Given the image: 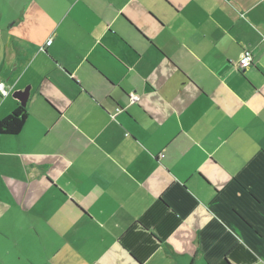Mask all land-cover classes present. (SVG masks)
Instances as JSON below:
<instances>
[{"label": "crops", "instance_id": "obj_1", "mask_svg": "<svg viewBox=\"0 0 264 264\" xmlns=\"http://www.w3.org/2000/svg\"><path fill=\"white\" fill-rule=\"evenodd\" d=\"M0 82V264H264V0H0Z\"/></svg>", "mask_w": 264, "mask_h": 264}, {"label": "trees", "instance_id": "obj_2", "mask_svg": "<svg viewBox=\"0 0 264 264\" xmlns=\"http://www.w3.org/2000/svg\"><path fill=\"white\" fill-rule=\"evenodd\" d=\"M26 107H18L0 121V135H18L27 120Z\"/></svg>", "mask_w": 264, "mask_h": 264}, {"label": "built area", "instance_id": "obj_3", "mask_svg": "<svg viewBox=\"0 0 264 264\" xmlns=\"http://www.w3.org/2000/svg\"><path fill=\"white\" fill-rule=\"evenodd\" d=\"M50 45H51V40H48L45 46H50ZM252 55L253 54L250 50H244L243 52H241V54H239L237 65L241 71L251 66ZM0 94L3 97H6L9 94V92L5 89L4 84H2L1 82H0ZM130 100L131 102L135 103L137 101V98L132 94L130 95ZM118 111L120 110L118 109Z\"/></svg>", "mask_w": 264, "mask_h": 264}, {"label": "water", "instance_id": "obj_4", "mask_svg": "<svg viewBox=\"0 0 264 264\" xmlns=\"http://www.w3.org/2000/svg\"><path fill=\"white\" fill-rule=\"evenodd\" d=\"M28 98H29V89L28 88H25L23 91L13 93V99L18 100L22 107L26 106Z\"/></svg>", "mask_w": 264, "mask_h": 264}]
</instances>
